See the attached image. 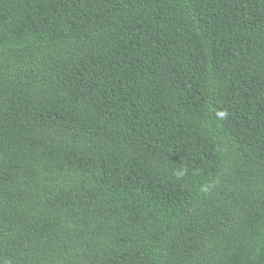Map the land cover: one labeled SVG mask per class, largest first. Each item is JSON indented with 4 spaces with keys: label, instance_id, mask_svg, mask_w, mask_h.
<instances>
[{
    "label": "trees",
    "instance_id": "obj_1",
    "mask_svg": "<svg viewBox=\"0 0 264 264\" xmlns=\"http://www.w3.org/2000/svg\"><path fill=\"white\" fill-rule=\"evenodd\" d=\"M0 264H264V0H0Z\"/></svg>",
    "mask_w": 264,
    "mask_h": 264
}]
</instances>
